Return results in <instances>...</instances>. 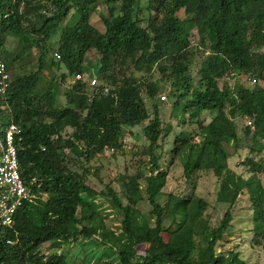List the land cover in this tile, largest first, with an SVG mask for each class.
I'll return each instance as SVG.
<instances>
[{"label":"trees","instance_id":"obj_1","mask_svg":"<svg viewBox=\"0 0 264 264\" xmlns=\"http://www.w3.org/2000/svg\"><path fill=\"white\" fill-rule=\"evenodd\" d=\"M99 5L107 10L100 15L102 33L89 23ZM195 54L201 61L194 82ZM0 61L9 76L0 95V128L13 123L21 129L18 170L32 192L13 227H0V264H248L220 245L243 190L251 202L250 243L264 246V162L246 157V179L227 165V148L239 144L237 119L246 122L249 153L264 152V0H0ZM129 63L142 74L139 80L127 76ZM60 66L61 80L70 78L65 104L57 76L42 74ZM238 75L252 87L229 82ZM164 84L180 124L188 116L198 130L194 137L176 134L169 151L159 143L167 134L158 108L152 105L149 119L143 98L154 101ZM202 112L211 114L207 123L199 120ZM147 120L140 153L146 159L119 181L124 201L107 187L110 207L120 216L117 232L90 199L95 193L86 174L72 165L121 150L125 128ZM176 161L187 185L200 172L217 179L215 201L225 211L216 224L205 217L209 205L194 187L163 192ZM139 202L150 209L148 219ZM140 245H147L143 255L136 251Z\"/></svg>","mask_w":264,"mask_h":264},{"label":"rangeland","instance_id":"obj_2","mask_svg":"<svg viewBox=\"0 0 264 264\" xmlns=\"http://www.w3.org/2000/svg\"><path fill=\"white\" fill-rule=\"evenodd\" d=\"M100 15H107V10L104 5H99L93 11H91L89 23L96 30L102 33L104 32V26ZM194 40L195 37L193 35L190 37L191 43L195 44ZM34 55L35 53H33V56ZM88 56L93 57V53L89 52ZM200 61L201 57L198 54H195L193 66L191 68V76L194 82L198 79L197 70ZM64 72L65 70L63 66H60L56 72L51 68H45L42 71V74H44L47 78H53L54 74L57 76L56 88L61 104H65V97L63 94L66 88L69 87L70 81L69 77H67L64 81L61 80L60 75ZM141 75V73L135 72L132 64L129 63L127 68V76H129L133 81L139 80ZM152 78L156 79L158 78V75L155 74L152 76ZM229 82H244L245 87H252V82H249L247 77L241 75L236 76ZM259 85L264 86V84L261 82ZM169 92V85L164 84L159 87L158 95L154 101L147 99L145 95H143L149 119L153 118L152 105L155 103L158 108L159 117L162 127L164 128L162 135L165 133L167 134L165 138L164 136L161 137L163 140H159V143L163 144L166 151H169L174 140V136L179 132L184 131L190 133L194 137L198 131L195 122L189 121L188 116L185 118L186 124H180L178 118L175 116V112L172 111L174 99L170 97ZM210 118L211 114L208 112H202L199 120L203 121V123H207ZM147 122L148 120L133 128H125L126 133L122 141L123 148L121 150L107 151L104 154L97 156L93 160H90L89 162L85 161L84 158H79L77 159L76 163L72 165L73 170L77 171L78 173L84 172L86 174L89 186L96 194L93 195V193H88L90 199L94 200L99 206V209L102 213L101 215L105 217V223L107 227L117 232V228L119 227L120 223V216L116 215L113 209L110 207L109 198L106 196L108 189L107 187L109 186L115 190L118 193V196L124 201L122 195L120 194L119 181H125L126 174L135 173L139 167H142L140 164L141 160L144 161L146 159V157H142L140 153L143 147L147 145V140L143 134V128ZM235 124L239 138V144L236 150H234L233 147L227 148V151L230 154L227 165L232 172L246 179L250 176V174L247 171V166H245L243 163L245 158L251 157L255 160H259V158H261L264 162V152L259 156H256V154L251 155L249 153L250 141L249 139H246L243 134V127L246 125V122H244L242 119H237ZM71 132V128H67L65 130V133L67 134H70ZM168 165L169 156L166 154L163 161H161V167L163 170H165ZM181 174V164L176 161L174 165L170 167L163 192H173L177 194L183 191L188 193L193 189L191 187H194L193 191L195 195L203 198L209 205L205 212V217L210 220L212 225L216 224L219 219L222 218V215L225 211L224 204L216 203L215 201L216 192L218 190L217 179L212 175L211 172H200L198 177L194 179V183L192 182L191 184L187 185L184 182ZM262 177L264 182V175ZM138 209L140 213L148 219L150 209L146 206V204L139 202ZM231 213L233 216V220L231 222L232 227L229 230V233L225 236L226 241L220 242V245H222L223 249L225 250L237 252L239 256L248 264H264V246L252 245L250 243L252 239V210L251 202L245 190H243L238 196L235 204L232 207ZM165 224H168L167 220L165 221ZM168 237V234H163L164 240L168 239ZM146 248L147 245H140L136 247V251L139 255H143ZM43 251L45 253L48 251L47 244L45 245ZM71 254L66 255L67 257H70Z\"/></svg>","mask_w":264,"mask_h":264},{"label":"built area","instance_id":"obj_3","mask_svg":"<svg viewBox=\"0 0 264 264\" xmlns=\"http://www.w3.org/2000/svg\"><path fill=\"white\" fill-rule=\"evenodd\" d=\"M53 55L60 59L57 52ZM75 79L79 80L80 75L75 76ZM96 84L94 78L88 83L91 88ZM8 86L9 76L4 63L0 61V95H4ZM16 140H21V129L18 126L9 123L0 128V227H13L17 210L32 197L31 190L20 178Z\"/></svg>","mask_w":264,"mask_h":264}]
</instances>
